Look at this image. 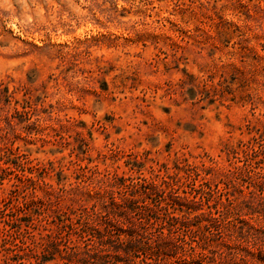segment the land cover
Segmentation results:
<instances>
[{
    "label": "rangeland",
    "instance_id": "374dc122",
    "mask_svg": "<svg viewBox=\"0 0 264 264\" xmlns=\"http://www.w3.org/2000/svg\"><path fill=\"white\" fill-rule=\"evenodd\" d=\"M0 264H264V0H0Z\"/></svg>",
    "mask_w": 264,
    "mask_h": 264
},
{
    "label": "trees",
    "instance_id": "16d2710c",
    "mask_svg": "<svg viewBox=\"0 0 264 264\" xmlns=\"http://www.w3.org/2000/svg\"><path fill=\"white\" fill-rule=\"evenodd\" d=\"M203 241L209 240L210 236H208L205 232H203V235L201 236ZM120 248L116 249L117 252L123 251L124 253H128L131 249L132 245H127V243H123L122 245H119Z\"/></svg>",
    "mask_w": 264,
    "mask_h": 264
}]
</instances>
